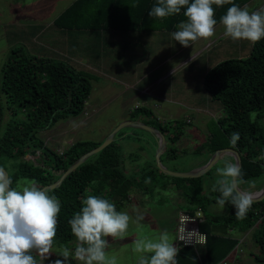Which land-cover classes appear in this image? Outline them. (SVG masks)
I'll use <instances>...</instances> for the list:
<instances>
[{
  "label": "trees",
  "instance_id": "1",
  "mask_svg": "<svg viewBox=\"0 0 264 264\" xmlns=\"http://www.w3.org/2000/svg\"><path fill=\"white\" fill-rule=\"evenodd\" d=\"M97 1L103 6L109 4L111 9L123 6L125 2L128 6L131 2L133 4L137 2V6L147 9L140 19L142 22L139 23L140 26L156 25L157 20L151 19L152 16L148 15V11L157 4L158 0H105V5L103 1ZM249 1L251 0H231V3L223 6L213 5L217 24L232 4L242 8ZM95 10L96 0H76L70 8L59 15L55 24L63 28L74 26L96 28ZM81 11L84 14L88 11L94 12L95 16H92V21L85 23L83 22L85 19L79 15ZM184 11L186 8H182L180 13L162 19L164 23L173 18L172 24L185 22L187 18L183 14ZM79 18L82 19V24L78 23ZM105 20H109V16L106 15L102 22ZM106 25L110 26V24ZM117 26L121 25H112V27ZM204 86L211 98L221 101L226 110V116L220 119V130L210 135L209 147L214 153L224 148H234L239 152L242 158L241 172L244 181L241 184L250 185L264 178V159H257L264 156V38L253 43L248 57L227 59L208 70L204 78ZM91 92L92 76L85 70L77 69L68 61L37 55L23 46L11 50L2 68L0 84V157L24 158L17 172H8L12 180L11 187H15L21 178L33 179L41 188L53 184L83 154L102 143L78 140L60 154L49 147L45 140L39 138L41 131L53 128L60 120L85 113ZM142 111L150 112L146 107ZM7 112L10 114L8 120L5 119ZM180 125L182 127L183 123L180 122ZM168 128L169 126L160 123L162 132L167 133ZM233 132L240 134L235 146L230 144V134ZM124 134L115 136L111 144L89 157L69 174L60 186L48 190L49 195H55L61 204L55 235L61 243L76 240L68 221L74 213L80 211L81 201L87 195L108 199L115 204L118 211L121 204L129 199L131 192L142 186L143 180L149 177L156 178L157 166L147 168L141 176L128 173L124 166L122 145L116 141V138L120 139ZM182 134V130L175 136L172 134L171 141L176 142ZM37 150L41 153L33 155L32 151ZM175 151V147H170L167 149V154L174 157ZM31 156H34V159ZM212 170L214 169L206 174L211 173ZM203 181L204 175L197 177L195 182L197 186H202ZM263 184L264 181L259 186ZM142 188L151 190L147 187ZM189 188H192L193 193L185 189L184 194H187L190 202L196 203L197 206L189 207L191 209L188 211L194 212L201 208L206 218L201 224V229L208 235L206 249L209 264L224 260L241 242L229 235L218 234L220 231L217 227H222L226 232L230 226L240 232L254 230L252 235L259 246V251L254 253V256L260 264H264V198L253 201L245 218L237 219L235 209L230 203L225 204L228 206V212L225 214L208 212L207 207L216 203L220 195L218 192L208 194L204 193L203 187H197L201 189L198 194L194 193L196 191L194 187ZM177 264H199L194 249L191 247L180 249Z\"/></svg>",
  "mask_w": 264,
  "mask_h": 264
},
{
  "label": "rangeland",
  "instance_id": "2",
  "mask_svg": "<svg viewBox=\"0 0 264 264\" xmlns=\"http://www.w3.org/2000/svg\"><path fill=\"white\" fill-rule=\"evenodd\" d=\"M74 1L75 0H0V84L2 81V68L8 59L11 50L15 47L23 46L31 53H36L38 51L49 52V50H47L44 46L47 44L50 38L49 34L52 32L53 36L50 44L55 49L52 57L58 58L57 54L59 48L61 50L59 34L60 29L55 24H52L53 26H51L50 23L57 16H59L62 11L70 8ZM245 6L248 7L250 12L259 10L264 8V0H251L243 7ZM82 19L79 18V24H82ZM83 22L85 21L83 20ZM72 23L76 25L75 22L72 21ZM50 26L52 29H49L47 34H44L43 30ZM71 28L78 27L74 26ZM219 30L221 33H218V36H221L224 33V26H222ZM39 34L41 37L37 39ZM168 37V35H161L159 39L154 38L150 41L153 44L150 45L151 47L145 55L149 58L147 64H139L138 62L140 61L135 56H131L130 58L128 55L119 52L120 54L117 56L118 59L122 57L123 60L126 62L129 61V63L134 60L132 65L134 67V72L128 74V76H135L136 78L139 76L144 77L143 70H150L151 74L149 77H155L156 73H161L168 69L165 67L167 63H164L165 55L170 50L178 51L181 47V45H179L174 49H169V47L166 46ZM83 39L85 40V43L82 45H87V48L84 49L86 53L84 54L82 51L77 54L80 58L76 62L67 58L63 59L71 63L74 67L87 71L92 76V92L87 103L88 109L85 113L79 116L60 120L53 128L41 131L39 134L40 139L45 140V143L49 147L60 154H63L78 140H89L95 143H100L103 142L111 130L113 131L119 125L126 123V120L120 122L123 119L131 118V121H133L134 118H138L143 121L151 119L150 117L141 115L143 112L142 109L146 107V109L154 111L156 118H159L161 122L164 123L163 125L167 124L169 126L168 132L164 135L166 136L167 141L169 140L168 146L175 147L176 151L173 158L171 156L168 157L165 153L163 157H161L162 164H164L168 169L174 172H190L195 170L194 167L198 164V162L208 160L210 155L209 159L211 160L214 151L209 147L210 141L208 140L210 135L215 134L220 130V119L226 116V110L221 101L215 100L211 98V95H208L209 93L204 86V79H202V76L205 78V74L208 70L224 60L248 57L251 54L253 42L248 40H232L231 38L222 35V37H220L215 43L213 42L212 46H210L203 53V55L197 56L194 62H190L189 69L182 70L180 75L177 74L178 81L177 88L175 89L177 92L176 97L183 100L184 104L187 102L194 108H199V106L203 107V112L200 109H188L185 111L180 117V122L183 123L181 127L180 122H177L175 119L170 120L165 117V113H163L159 107H154L155 104H151L152 102L149 101L150 99L148 94L141 96L140 93L147 84L153 81L152 78H145L137 81L134 87L124 86V81H119L121 80L118 73L119 64L117 63L113 65L108 62L113 60V55L110 54V57H106L105 63L103 62L102 52L107 50V48L101 44L104 40H100L101 48H96V40L92 46V37L85 36ZM83 39L75 40L77 47L82 48L80 43ZM105 41L108 42L107 39ZM162 45L163 47L160 48L159 46ZM75 49L76 48H74V50ZM120 50L124 51L125 48H121ZM139 50L141 51V49ZM96 51L101 53V58L98 63H95ZM185 55L186 53L182 54L181 57H184ZM192 55L193 54L189 56ZM98 67L108 68V70L106 73L95 71L94 68ZM137 70L140 75H135ZM109 75H111V78H109ZM127 82L130 84L134 83V81ZM206 96L208 100L205 102L202 101ZM137 103L143 108L137 109ZM9 115L10 114L7 112L5 119L8 120L10 117ZM186 116L190 119L193 118V123L187 120H184L183 122V119L181 118ZM153 123L155 125L152 126H157L156 128L159 129L160 124L157 122ZM115 125L116 127H114ZM180 130L183 131L182 136L174 142V144L170 143V137L172 134L175 136ZM127 131L137 132L140 138L137 136H128L122 140L116 138V141H119L122 145V152L125 159L124 166L126 167L128 173L132 175L139 174L141 176L143 175V172L150 167V165H154L155 167L157 166V146H155L157 137L155 133L143 127H124L117 133L116 137H119L122 133H126ZM95 148L96 147H93L91 150ZM40 153L41 151L37 150L35 154L39 155ZM31 158L34 159V156H31ZM22 161H24V158L0 157V168L9 173L14 171L17 172L19 170V164ZM220 167H223V159L218 161L211 173L204 175L202 186H197L198 184L195 182L197 177H192L194 180H188L189 178L177 179L176 176L169 175L158 167V169H155L156 178L154 179L149 177L147 180H143L142 186L134 189L132 194L138 196L141 190H145L142 187H147L148 189L151 188L153 191L156 189L154 192H150V196L153 195L152 197L154 198L165 197L166 199V196H168L169 200H175L185 208L197 206L195 205L196 203L188 201L182 192H184L185 189H188L192 194V188L189 187H194L196 190L194 193L197 192L200 194L201 189L199 190L197 187H203L206 191H204V193L212 194V185L215 183L216 179H218L216 170ZM30 181L35 180L21 178L13 188H17L19 190ZM263 181L264 178L254 181L250 185L247 183L241 184L240 187H253L250 189L253 190L251 191L252 193L257 191L259 192L261 189L255 190L254 188L263 187L264 184L259 186V184H262ZM152 187L156 188L152 189ZM163 187L168 188L165 189ZM171 187H181V192L174 191ZM138 199L139 197H136V200ZM157 204L160 203L158 202ZM158 207L162 206L157 205V208ZM176 207L177 206L175 204L171 205L172 209L170 212L172 214L176 210ZM207 208L209 213L215 212L225 214L228 212L227 205L220 208L217 203L208 205ZM172 214L169 216L171 219H168L165 222L169 224L174 223ZM145 232L147 233L148 231ZM76 244V240L69 243H61L54 237L49 251L43 258H41L35 251H33L32 255L35 259H37L38 264H55L57 260L63 259L61 251L67 248L70 252V256L68 261H66V264H82L81 261L76 260L74 255H72L74 254ZM244 249L243 260L240 264H260L256 260L253 250L250 247ZM116 250L119 251H115L114 255L120 254L122 252V247H118ZM117 258L119 259L118 264H124L127 262L131 264H138L136 256H133L131 259L123 258V256H119Z\"/></svg>",
  "mask_w": 264,
  "mask_h": 264
},
{
  "label": "clouds",
  "instance_id": "3",
  "mask_svg": "<svg viewBox=\"0 0 264 264\" xmlns=\"http://www.w3.org/2000/svg\"><path fill=\"white\" fill-rule=\"evenodd\" d=\"M231 0H158L149 16L165 18L180 13L186 8V22L178 25L179 30L171 35L183 47L198 39L214 35L215 25L213 5L223 6ZM224 36L232 40L258 42L264 38V8L249 11L232 4L221 16ZM240 138L239 132L230 134V144L235 146ZM257 159H264V156ZM235 157H223V167L217 168L212 191L220 195L216 203L223 208L230 203L235 209L237 219L245 218L252 206L254 194L240 190L241 167ZM12 180L0 170V264H38L32 255L37 252L41 258L49 251L56 235L57 217L61 210L59 199L49 195L35 181L20 188L11 187ZM80 211L68 221L77 244L74 258L82 264H117L115 256H109L107 237H124L131 217L127 212L117 211L114 203L96 195H87L81 201ZM143 216L136 217V223ZM185 231L184 227L181 229ZM133 251L139 253L138 264H176L177 248L171 241L167 230L159 233L156 239L140 236L133 242ZM150 254V255H148ZM62 260L55 264H66L70 256L67 248L61 251Z\"/></svg>",
  "mask_w": 264,
  "mask_h": 264
},
{
  "label": "crops",
  "instance_id": "4",
  "mask_svg": "<svg viewBox=\"0 0 264 264\" xmlns=\"http://www.w3.org/2000/svg\"><path fill=\"white\" fill-rule=\"evenodd\" d=\"M101 1H103L104 5H105V0H101ZM136 3L133 4L131 2V5L128 6V4H126V2H125L123 6H120V7L116 6L115 9L114 8L111 9V7H109V4H107L106 6H103L101 2H98L96 0V10L94 11V12H96V19H97L96 20V28H63V27H60V26L55 24V20L59 17V16H57L50 23V25L53 26L52 24H55L60 29L59 34H60L61 50L59 48L58 54H57L58 58L59 59L67 58V59H70L71 61L76 62L80 58L77 56V54L81 53L82 51L84 52V54L86 53V51H84V49L87 48V45L86 46L82 45L83 43H85V40L83 39L85 36L92 37V39H93L92 46L96 40V48H101L100 40L103 39L104 41H102L101 44H103L105 46V48H107L106 51L102 52L103 62L105 63L106 57H110V54L113 55L112 56L113 60L108 61V62H110L113 65H115L117 63L119 64L118 65V69H119L118 73H119L120 78H121V80H119V81H124V86L134 87V85L136 84L137 81H140V80L145 79V78L146 79L152 78L153 81L151 83L147 84L146 87L142 90V92L140 91L141 93L140 92L139 93L141 94V96H145L148 94L149 99H150L149 101L152 102L151 104L153 105V103H154L155 104L154 107H159L160 110L163 113H165L164 114L165 117L169 118L170 120L175 119V120L180 122V117L188 109H190V110L191 109H200L203 112V107L199 106V108H194L191 105H189L187 102H186L187 105L184 104L183 100H180V98L176 97L177 92L175 91V89L177 88V81H178L177 74L180 75V73H182V70L189 69L190 62H194V60L197 58V56L203 55V53L210 46H212L213 42L215 43L220 37H222V35H224V33H223L221 36H218V33H221V31L219 29L223 25L221 23L217 24L215 26V33L210 38L198 39L195 42H190L191 45H189L188 47H183L181 45L180 50H178V51L170 50L166 55L164 54L165 55L164 63L165 62L167 63L165 65V67H167L168 69H166L164 72L156 73L155 77L154 76L149 77V75L151 74L150 70H143L144 71V77H142V76H139L138 78H136L135 76L129 77L128 74H131L134 72V67L132 66L134 63V60L130 63H129V61L126 62L125 60H123L122 57H121L122 59L119 58L120 59L119 60L117 58V56L120 53L128 55L130 58H131V56H135L136 58L139 59V61H140V62H138L139 64H147L149 61V58H148V56H145V55L147 54L148 49L151 47L150 45L153 44L150 42V41H152V39H154V38L159 39V37L161 35H168L169 37L166 41L167 42L166 46L169 47V49H174L180 45V43L175 41L171 35L173 32L179 30L178 25L180 23L172 24L174 22L173 21L174 18L171 20L169 19L167 23H164V20L162 18L152 17L151 19L157 20L155 26H151V27H147V25L140 26L142 24L140 19H141L143 13H145L147 11V9L137 6ZM94 12L88 11V13L84 14L81 11L79 15H82L81 18H84L85 23H87V22L92 21L91 19H93V17L95 16ZM149 12H150V10L148 11V13ZM62 13H63V11L61 12V14ZM106 15L109 16V20H105V22H102V21H104V17ZM98 17H99V21H98ZM98 22H99V26H98ZM139 23H141V24H139ZM106 24H110V26H107ZM112 25H121L122 27L121 26L120 27L119 26L112 27ZM39 26H42V25H39ZM51 26L43 30L44 34H47L48 30L52 29ZM52 36H53V34L51 32V34H49L50 38H49L47 44L44 46V47H46L47 50H49V52L38 51L36 53L35 52H33V53L37 54V55H41V56L52 57V55L54 54V51H55L53 46L50 44ZM40 37H41V35L39 34L37 36V39ZM44 37H45V35H44ZM77 39H83V41L80 43V45L83 49L76 46L75 40H77ZM106 39L108 40V42L105 41ZM164 40H166V39H164ZM109 42H111V43H109ZM92 46H89V47H92ZM159 47L161 48V47H163V45L159 46ZM159 47H156V48H159ZM74 48H76V49L74 50ZM121 48H125V50L121 51L120 50ZM139 49H141V51ZM184 53H186V55L184 57H181V55ZM191 54H193V55L189 56ZM141 56H142V58H141ZM100 58H101V53L96 51V62L95 63H98L100 61ZM94 70L100 71L102 73H106L108 68L98 67V68H94ZM136 74H139L138 70L135 72V75ZM204 74H205V72H204ZM109 78H111V75H109ZM202 79H204L203 76H202ZM127 81H134V83L130 84ZM112 92H113V89H112ZM208 95H210V94H208ZM207 96L202 101L205 102L206 100H208ZM136 106H137V109L143 108L138 103ZM87 107H88V105H87ZM150 112L149 111L148 112L143 111L141 115H144L145 117H150L151 119H149L147 121L146 120L143 121L141 119L134 118L133 121H138L139 123H143V124H147V125H151V126L155 125L153 122H157L159 124L161 123L162 125L164 124L163 122H161V120L159 118H156V114L154 113L153 110ZM186 117H184L185 119L181 118V119H183V122H184V120H187V121H190L193 123V118L190 119L189 117H187V118ZM125 120L131 121V118L123 119L120 122L125 121ZM166 125H164V126H166ZM114 127H116V125ZM129 127H131V126H129ZM152 127H155V126H152ZM132 128H134V127H132ZM159 130L161 131L160 126H159ZM110 132H109V134H110ZM109 134H107V136ZM128 136L139 137L137 132H135V131L128 132L127 131L124 134V136L120 139L121 140L125 139ZM156 137H157V142H158V140L160 139V136L156 135ZM165 138H166V136H165ZM168 141L166 139V147H165V150L162 152L161 157H163L164 153L167 154V149L170 148V146H168ZM157 142H156L155 146H157ZM170 143L174 144V142H172L171 139H170ZM226 155L231 156L229 154H225L223 157H225ZM210 156H209V158H210ZM168 157H169V155H168ZM223 157H222V159H223ZM231 157H233V156H231ZM209 158H208V160H203L201 162H198V164L194 168L198 169L201 166L205 165L210 160ZM205 159H207V158H205ZM156 163H157V161H156ZM153 166L154 165H150V167H153ZM157 167H158V164H157ZM164 167H166V166L164 165ZM152 188L154 189L156 187H152ZM160 188H162V187H160ZM163 188L167 189L168 187H163ZM171 188H173L174 191H177V192L180 191L181 192V187H171ZM251 188H253V187H247V188H242V189L247 190V191H253V190H250ZM262 188L263 187H258V188H254V189L260 190ZM151 191L154 192L153 190H146V189L141 190V192L139 193L138 196L133 195L131 192L129 199L126 200L125 202H123V204H121V206H120V209L118 210L120 212H127L129 214V216L131 217V220L129 222V228L127 230V233L125 234L124 237H122V238H120V237L106 238L109 241V246L106 249V253L109 256H115L117 259V264L119 261V259L117 257H119V256H123V258H130V259L133 258V256H136V259L139 258L140 254L135 253L133 251V242L135 239H137L140 236H145V235L149 236V237L152 236L151 238L156 239L158 237L159 233L163 230L168 231L170 238H171V241L174 243L175 247L177 248V255L175 257V262L177 264V256L180 253V249H182L178 246L177 240H176L179 214H180V211L190 210L191 208H189V207L185 208V207L181 206L180 203L176 202L175 200H169L168 196H166V199H165V197L154 198V197H152L153 195L150 196ZM158 192H160V191H158ZM257 192H255V193H257ZM182 193H183L184 197L188 201H190L189 198L186 196L187 194L185 195L184 192H182ZM136 197H139V199L136 200ZM158 202L160 204H157ZM172 204H175L177 206L176 207L177 211L175 210L173 212V214L170 212L172 209L171 208ZM157 205H161L162 207L157 208ZM171 214L173 215V220H174V223L172 222L173 224H169V223L165 222L168 219H171V218H169V216ZM210 214H217V213L211 212ZM138 215L143 216V220H141L139 223H136V217ZM210 226H213V225H210ZM217 230L220 231V232H218V234H220V233L226 234L227 236L229 235V236L237 238L241 241V242H239V244L236 245V247L231 252H229V254L224 259L225 261L229 262V264H240L241 263V261L243 260V252L245 250L244 248L250 247L253 250V254L257 253L256 251H259V246L254 242L255 240H254V237L252 235L254 232L253 229H251L247 232H240L237 229L230 226L227 228L226 232L224 230H222V227H217ZM145 231H148V232L146 233ZM144 232H145V234H144ZM118 247H122V252L118 255H114L115 251L120 250V249L116 250ZM148 255H150V254H148ZM124 264H131V263L127 262Z\"/></svg>",
  "mask_w": 264,
  "mask_h": 264
},
{
  "label": "water",
  "instance_id": "5",
  "mask_svg": "<svg viewBox=\"0 0 264 264\" xmlns=\"http://www.w3.org/2000/svg\"><path fill=\"white\" fill-rule=\"evenodd\" d=\"M129 126H131V127H143V128H146L147 130L155 133L156 135L160 136V139L157 142L156 160H157L158 167L162 171H164L165 173H167L169 175L176 176V177H182V178L200 177L202 175H205L211 169H213L214 166L218 163V161L220 159H222V157L225 154H229V155L235 157V160L239 162L240 167L242 166V158H241V155L239 154V152L234 148H224V149L217 150L213 154V157L211 158V160L198 169H195V170L190 171V172H174V171L168 169L167 167H164V165L162 164L161 154L165 150V147H166V138H165L164 133L162 131H160L159 129H157L156 127H152V126L147 125V124L139 123L138 121H126V123H123L122 125H119L118 127H116L98 147H96L95 149L90 150L87 153L83 154L65 172H63V173L60 172V174L62 173L61 177L55 183L50 184V185H46L42 188L45 190H50V189H54V188H57L58 186H60V184L64 181V179L69 174H71L76 168H78L80 165H82L89 157L100 152L105 147H107L109 144H111L115 140L116 134L120 130H122L124 127H129ZM36 152L37 151H32V154L34 155ZM0 170H2L7 177H9L8 172L6 170H4L2 168H0ZM240 190H243V189L240 187ZM253 194H254V200L253 201L262 200L264 198V186L259 192L253 193Z\"/></svg>",
  "mask_w": 264,
  "mask_h": 264
},
{
  "label": "built area",
  "instance_id": "6",
  "mask_svg": "<svg viewBox=\"0 0 264 264\" xmlns=\"http://www.w3.org/2000/svg\"><path fill=\"white\" fill-rule=\"evenodd\" d=\"M206 220L200 208L194 212L182 210L179 214L176 233L177 244L180 248L191 247L194 249L199 264H209L207 256L208 235L202 231L201 224ZM184 227L185 231L181 229ZM215 264H229L222 260Z\"/></svg>",
  "mask_w": 264,
  "mask_h": 264
}]
</instances>
